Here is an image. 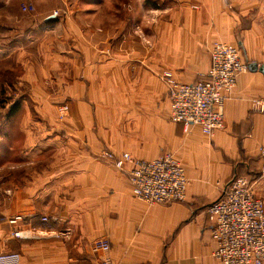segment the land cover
<instances>
[{
	"label": "crops",
	"instance_id": "obj_1",
	"mask_svg": "<svg viewBox=\"0 0 264 264\" xmlns=\"http://www.w3.org/2000/svg\"><path fill=\"white\" fill-rule=\"evenodd\" d=\"M179 1L187 10L191 4L197 9L191 21L187 12V23L170 27L169 55L175 58L169 63L170 72L177 81L194 83L196 75L205 77L215 43L237 46L248 63L225 102L224 129L213 136L197 126L186 133L181 124H167L157 102L161 87H150L146 72L138 73L142 104L154 109L145 111V130L153 132L145 141L148 154L138 159H158L163 152L162 129L169 130L171 140L164 150L175 152V141L180 145L177 159L189 180L186 201L148 205L136 199L128 174L97 158L106 151L136 157L120 147L111 149L106 136L98 141L92 134L79 132L88 137L85 144L58 147V156L46 163L39 155L49 146L26 145L25 155L10 172L8 198L0 180V254L17 252L21 264H100L95 243L106 240L114 264H218L207 208L238 174L252 180L255 195L264 200V177L259 175L264 112L255 111L253 105L255 100L264 102V0ZM155 56H162L161 48ZM193 57H200V64L188 60ZM160 63L161 58L155 60L154 68H160ZM91 64L83 69L81 61H75L72 71L59 78L51 74L49 81H72L84 88L89 82L93 88ZM3 197L10 201L4 210ZM15 232L32 237L17 238Z\"/></svg>",
	"mask_w": 264,
	"mask_h": 264
},
{
	"label": "rangeland",
	"instance_id": "obj_2",
	"mask_svg": "<svg viewBox=\"0 0 264 264\" xmlns=\"http://www.w3.org/2000/svg\"><path fill=\"white\" fill-rule=\"evenodd\" d=\"M179 3L0 0V180L7 198L10 172L25 155L26 145L49 146L39 155L44 163L58 156V147L85 144L89 134L98 141L106 136L111 149L120 147L135 159L148 154L144 153L149 148L145 141L153 132L152 128L145 130V111L154 109L142 104L138 73L146 72L150 87H161L162 97L157 101L162 105L161 116L173 124L169 89L162 77L170 72L169 63L175 59L169 55L170 27L187 23V12L191 21L197 9L191 4L187 10ZM160 48L161 63L156 69L155 60L160 58L155 51ZM188 60L200 64V57ZM75 61H81L83 69L93 63V88L89 82L84 88L72 81L66 82L70 87L49 81L51 74L59 78L72 71ZM196 78L205 79L200 74ZM62 106L68 107L63 116L58 112ZM168 131L163 127L159 155L177 158L176 152L181 151L178 141L173 144L175 152L164 150L171 140ZM101 155L99 160H103ZM7 198L1 201L3 210L9 207Z\"/></svg>",
	"mask_w": 264,
	"mask_h": 264
},
{
	"label": "built area",
	"instance_id": "obj_3",
	"mask_svg": "<svg viewBox=\"0 0 264 264\" xmlns=\"http://www.w3.org/2000/svg\"><path fill=\"white\" fill-rule=\"evenodd\" d=\"M29 9L24 8V11ZM248 70L240 49L231 44L215 43L210 51V68L205 79L180 83L172 72L162 77L168 86L170 114L174 123L183 125L185 132L199 127L207 136L223 130L224 107L232 94L237 78ZM254 110L264 112V102L255 100ZM66 115L67 106L58 110ZM101 159L120 172H126L133 196L148 205L184 203L189 180L180 161L170 154L155 160H139L128 153L117 155L104 152ZM261 176L264 177V146L260 150ZM129 166V169H127ZM211 236L216 244L213 252L218 264H264V200L258 198L252 183L245 177H234L221 198L207 208ZM47 219L43 218V222ZM30 234V233H29ZM28 232H15L17 238L32 237ZM95 248L100 264H114L110 245L99 240ZM0 264H21L17 252L1 253Z\"/></svg>",
	"mask_w": 264,
	"mask_h": 264
},
{
	"label": "water",
	"instance_id": "obj_4",
	"mask_svg": "<svg viewBox=\"0 0 264 264\" xmlns=\"http://www.w3.org/2000/svg\"><path fill=\"white\" fill-rule=\"evenodd\" d=\"M256 65L255 64H249V68L251 69V70H255L256 69ZM262 71H263V69H262Z\"/></svg>",
	"mask_w": 264,
	"mask_h": 264
},
{
	"label": "trees",
	"instance_id": "obj_5",
	"mask_svg": "<svg viewBox=\"0 0 264 264\" xmlns=\"http://www.w3.org/2000/svg\"><path fill=\"white\" fill-rule=\"evenodd\" d=\"M260 176H261V174H259ZM236 176H238V177H243V176H241L240 174H238V175H234L231 179H233L234 177H236ZM247 178V177H246ZM231 179L229 180V182L231 181ZM250 180V179H249ZM251 182H252V180H250Z\"/></svg>",
	"mask_w": 264,
	"mask_h": 264
},
{
	"label": "bare ground",
	"instance_id": "obj_6",
	"mask_svg": "<svg viewBox=\"0 0 264 264\" xmlns=\"http://www.w3.org/2000/svg\"><path fill=\"white\" fill-rule=\"evenodd\" d=\"M104 153V152H103ZM138 159V158H137Z\"/></svg>",
	"mask_w": 264,
	"mask_h": 264
}]
</instances>
